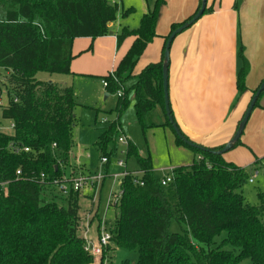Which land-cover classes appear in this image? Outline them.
I'll use <instances>...</instances> for the list:
<instances>
[{"label": "trees", "instance_id": "obj_1", "mask_svg": "<svg viewBox=\"0 0 264 264\" xmlns=\"http://www.w3.org/2000/svg\"><path fill=\"white\" fill-rule=\"evenodd\" d=\"M165 4L166 0H156L138 29L124 28L115 35L118 49L130 38L134 42L117 69L101 77L108 82V96L122 92L115 107L118 120L101 136L103 152L121 126L130 92L135 94L136 118L144 133L156 127L149 119L157 108L166 117L163 60L134 75L146 49L158 37L159 14ZM239 5L236 0L237 12ZM213 11L207 7L204 15ZM118 13V5L110 0H0V68L5 71L8 96L1 116L15 126L13 135L0 134V180L12 181L8 194L0 195V264H94L78 235L80 194L71 191L65 197L54 184L73 177L72 170L66 176V169L78 126L75 91L40 81L37 75L71 74L74 41L110 35ZM133 13V9L123 11L122 17ZM183 23L173 24L170 34ZM238 58L236 87L241 97L248 90L251 69L241 45ZM126 84H131L130 90H124ZM166 121L162 126L174 132L167 117ZM10 143L29 148L30 153H10L6 149ZM200 147L205 151L189 148L195 154L193 163L173 170L174 181L164 188L154 177L150 157H141L128 144L127 160L136 159L145 185H135L127 177L121 182L119 204L109 202L119 216L101 261L114 248H121L136 252L138 264H264V199L261 196L260 205L252 206L241 194L250 179L248 171L213 153L225 145ZM104 157L110 158L106 153ZM19 169L23 179L16 181ZM174 222L181 227L180 233L171 232ZM223 235L227 237L222 239Z\"/></svg>", "mask_w": 264, "mask_h": 264}, {"label": "rangeland", "instance_id": "obj_2", "mask_svg": "<svg viewBox=\"0 0 264 264\" xmlns=\"http://www.w3.org/2000/svg\"><path fill=\"white\" fill-rule=\"evenodd\" d=\"M116 1L119 13L116 23L111 27L112 34L121 32L124 28L138 29L144 14L147 13L148 9H153L156 2V0ZM191 1L166 0V4L159 14L157 34L167 35L173 24L180 23L189 12L187 6ZM242 3L243 0H240V8L237 12L235 10L236 0H234L232 11L239 13ZM224 5L229 6L228 0H223ZM130 9H133L134 13L123 18L122 12ZM113 38V35H108L95 41L87 38L76 39V47L74 48L76 58L72 64H82L85 57L91 55L94 63L88 68V71L72 70V73L68 75H50L47 73L37 75V79L40 81L67 85L73 87L75 91L76 102L79 105L75 110L78 126L74 131V146L69 166L66 169V176L69 177L72 170L73 176L90 175L92 179H96L99 175H102L105 179L103 182H98L95 191L88 190L79 193V216L81 221L78 235L82 239L91 238L96 240L99 238L100 232L110 233L116 228L119 213L109 206V202L113 194L121 192V181L115 177L123 174L125 170L120 168L118 163L120 161L128 162L130 172L139 169L136 159L127 160L126 150L130 142L137 148L141 157H150L154 177L159 182L173 170L182 166H190L195 158L193 150L178 143L176 135L169 126H162L167 122L163 114L157 112L151 120L149 119V122L156 124V127L147 130L146 133L142 131L136 118L135 94L133 92L129 93V105L120 118V128L115 131L113 139L107 144L105 152L100 150L101 136L113 122L118 120L115 107L119 97L118 94H111L105 98L107 91L103 87L101 77L107 76L117 69L120 60L131 46V41H126L117 50ZM262 42L264 45V41ZM79 43H87V45H85L86 47L79 46ZM157 43L156 40L148 46L134 74H139L149 64H154L157 60L160 54ZM258 64L260 65H258L257 72L250 75L246 86L260 82L264 59ZM4 76L5 71L0 68V134L11 136L13 135L11 122L4 121L1 116V107L8 104ZM263 82L264 79L257 87L253 88L252 93L247 96L246 104H249ZM130 88L131 84H126L124 90H130ZM120 138L126 140L128 144H120ZM105 153L110 156V163L107 167H102L101 159ZM224 158L226 161L248 171L249 177H252L254 183L248 182L242 189L241 194L249 204L259 206L261 196L264 199V95L260 99V104L252 112L240 144L224 155ZM95 214L98 215V218L94 219ZM171 232L180 233L181 227L174 222ZM226 237L227 235H223L222 239ZM108 256L109 259H105L104 264H122L126 260L130 261L131 264H138L139 262L136 252L121 248H114ZM94 264H103V261L96 260Z\"/></svg>", "mask_w": 264, "mask_h": 264}, {"label": "crops", "instance_id": "obj_3", "mask_svg": "<svg viewBox=\"0 0 264 264\" xmlns=\"http://www.w3.org/2000/svg\"><path fill=\"white\" fill-rule=\"evenodd\" d=\"M233 3L234 0H228L229 6L226 7L223 0H208V7H213L214 11L176 37L170 51L169 100L174 118L190 141L205 148H218L232 139L251 102L246 104L247 96L264 79L263 68L260 82L247 86V92L239 96L236 83L241 67L238 58L240 45L251 67L246 83L250 75L257 72L258 63L264 59V0H243L239 13L232 11ZM199 5L200 0H192L187 6L189 12L180 23L194 16ZM170 31L167 35H158L154 40H157L160 49L154 64L163 60ZM116 34H113V41L117 48ZM126 41H131L132 45L134 39ZM87 43H79V46ZM93 63L94 59L87 55L82 64H72L71 71H88ZM157 112L165 116L161 108H157L155 115ZM136 171H140V168ZM107 172L108 168L106 175ZM95 215L94 219L98 218Z\"/></svg>", "mask_w": 264, "mask_h": 264}, {"label": "built area", "instance_id": "obj_4", "mask_svg": "<svg viewBox=\"0 0 264 264\" xmlns=\"http://www.w3.org/2000/svg\"><path fill=\"white\" fill-rule=\"evenodd\" d=\"M111 4L112 5H117V1L116 0H111ZM103 87L105 89L108 88V82L107 81H103ZM118 96L121 97L122 96V92L118 93ZM11 128L14 131L15 130V126L13 123H11ZM5 135V134H4ZM119 143L126 145L128 144L126 140H124L123 138L119 139ZM7 150H9L10 153H13L15 155H21V154H28L30 153V149L29 148H25V147H18L17 144H13L10 143L7 147ZM127 155V154H126ZM109 158L107 157H103L101 159V165L102 167L106 166L109 164ZM118 166L120 168H123L125 171L123 174L116 176L115 178L119 181H123L125 178L127 177H132L133 178V182L135 185L141 186L143 187L145 185L144 181H143V175L144 172L143 171H129L127 168V162L124 161H120L118 163ZM16 181L22 180L23 179V172L21 169L16 171V176H15ZM45 179V176L42 175L41 180L43 183V180ZM105 179L102 175H99L96 179H92L90 175H86V176H73L71 178H69L66 183H54L57 188L59 189V192L61 193V195L68 197L69 194L72 192L74 193H81L83 191H88V190H93L96 189L98 186V182H103ZM174 181V176H173V171L168 174L162 181H160V184L162 187L166 188L168 187L170 184H172ZM12 181H1L0 180V195L4 194L5 196L8 194V188L9 185L11 184ZM249 183H254V180L252 179V177L249 179ZM122 197V192L118 193V194H113L111 197L110 202L112 203V205L117 206L121 200ZM112 237L113 235L111 233H107L106 231H102L100 232V236L98 239L93 240L91 238L88 239H84L85 241V245H84V250L85 252L92 257L95 261L99 260L101 261L103 256H106V250L108 249V247L111 245L112 243ZM106 259H109L108 256L106 257ZM105 260L103 261L104 264Z\"/></svg>", "mask_w": 264, "mask_h": 264}, {"label": "water", "instance_id": "obj_5", "mask_svg": "<svg viewBox=\"0 0 264 264\" xmlns=\"http://www.w3.org/2000/svg\"><path fill=\"white\" fill-rule=\"evenodd\" d=\"M208 7V0H201V7L200 9L195 13V15L188 21H185L176 31L170 34L168 37L166 46H165V52H164V57H163V93H164V104H165V113L166 117L171 124L176 136L186 144L189 148L193 149H201L204 150V148L200 147L199 145L193 143L192 141H189L184 135H182L178 125L175 123L174 118L172 116V111H171V105H170V100H169V66H170V51L172 47V43L178 37L181 35L183 32L189 30L192 26H194L205 14L206 9ZM110 35H113L110 33ZM264 93V82L260 86V88L257 90L255 93L254 97L252 98L248 109L235 133V135L232 137V139L225 145V147L221 151L213 152L215 155L218 156H224L227 153H229L231 150L235 148L237 143L240 141L244 130L248 124V121L252 115V112L258 103L261 95Z\"/></svg>", "mask_w": 264, "mask_h": 264}]
</instances>
